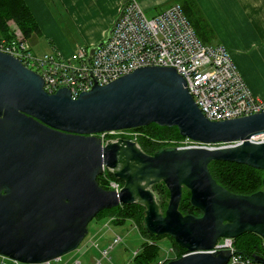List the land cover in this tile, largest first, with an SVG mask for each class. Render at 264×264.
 <instances>
[{
  "label": "water",
  "instance_id": "1",
  "mask_svg": "<svg viewBox=\"0 0 264 264\" xmlns=\"http://www.w3.org/2000/svg\"><path fill=\"white\" fill-rule=\"evenodd\" d=\"M95 52L106 43L119 18ZM39 74L0 52V256L45 264L75 251L89 224L104 210L145 208L150 236L171 237L187 253L167 264H227L229 250L213 251L220 238L252 233L264 241V192L236 195L213 179L212 162L245 165L264 173V112L214 122L207 119L174 68L143 67L77 99L66 89L44 90ZM176 127L205 146L163 150L153 156L130 140L101 134ZM104 168L124 182L120 192L98 183ZM165 183V215L150 188ZM182 184L203 217L182 216ZM264 187V177H263ZM264 264L260 255L252 256Z\"/></svg>",
  "mask_w": 264,
  "mask_h": 264
},
{
  "label": "built area",
  "instance_id": "2",
  "mask_svg": "<svg viewBox=\"0 0 264 264\" xmlns=\"http://www.w3.org/2000/svg\"><path fill=\"white\" fill-rule=\"evenodd\" d=\"M0 52L17 58L39 74L48 94L66 89L74 100L89 92L94 84L105 86L139 68L157 66L174 68L184 78L194 102L210 121L264 112V98L251 92L227 49L203 44L179 4L148 17L137 0H130L121 10L109 40L95 52L91 68L86 64L88 49L84 47L78 48L70 57L59 52L38 56L30 51L26 42L1 38ZM255 140L263 142L264 136ZM121 189L118 183L111 182L110 190L120 192ZM121 242L117 236L109 249H101L90 239L84 247L96 249L102 260L108 261L110 252ZM79 247L66 264H82L76 258L81 251ZM221 250L231 252L227 264H262L252 256L238 252L234 239L224 238L223 242H217L213 251ZM62 259L45 264L62 262ZM6 261L22 264L0 256V264H6ZM95 264H102V261Z\"/></svg>",
  "mask_w": 264,
  "mask_h": 264
},
{
  "label": "crops",
  "instance_id": "3",
  "mask_svg": "<svg viewBox=\"0 0 264 264\" xmlns=\"http://www.w3.org/2000/svg\"><path fill=\"white\" fill-rule=\"evenodd\" d=\"M129 1L24 0L40 30L35 37L41 43L39 49L44 50L42 55L59 52L64 57H70L78 47L89 49L103 42ZM137 1L151 17L176 2ZM196 2L214 31L211 45L225 47L251 92L264 98V0Z\"/></svg>",
  "mask_w": 264,
  "mask_h": 264
},
{
  "label": "trees",
  "instance_id": "4",
  "mask_svg": "<svg viewBox=\"0 0 264 264\" xmlns=\"http://www.w3.org/2000/svg\"><path fill=\"white\" fill-rule=\"evenodd\" d=\"M175 4L181 6L184 15L203 44L211 45L215 34L196 0H176ZM39 33V27L24 0H0V39H16L27 43L33 37L38 36ZM139 130L144 134L140 139L141 150L150 155L162 151V148L165 147L164 141L185 140V138L180 136L176 127L166 128L151 124L145 128H139ZM209 171L218 185L233 194L248 196L264 191V173L261 170L230 162L215 161L210 163ZM97 180L103 189L108 190L102 182V177H98ZM186 208L189 212L193 210L188 203ZM141 210L142 206L137 204L119 206L111 210H104L98 216L105 212L110 213L111 216L108 218L111 219V223L115 226L124 225L129 220L137 224L142 217ZM263 245L264 241L254 234H244L235 240V247L238 252L249 257L253 255L262 256L264 254ZM180 249L182 253L175 259H179L187 253L184 248ZM159 252L160 248L158 245H151L145 242L142 245L141 252L138 251L135 254L133 262L134 264H153L158 258Z\"/></svg>",
  "mask_w": 264,
  "mask_h": 264
},
{
  "label": "rangeland",
  "instance_id": "5",
  "mask_svg": "<svg viewBox=\"0 0 264 264\" xmlns=\"http://www.w3.org/2000/svg\"><path fill=\"white\" fill-rule=\"evenodd\" d=\"M40 44H41L40 41L36 37L27 41L28 48L31 49L33 54L39 56L42 55L44 51L43 49H39ZM142 136H144V134L139 129L111 132V133L99 135L104 145L109 141L112 142L122 139V140H130L135 142L140 149H141L140 139ZM164 144L165 147L162 148L163 150H173L176 148H184V147L220 148L221 146L222 147L224 146V145L205 146L202 144L193 143L192 141L186 139L168 140V141H164ZM162 151L156 152L155 154L160 153ZM110 175L113 177H111ZM100 177H102V182L105 184V187H107L108 190H110L111 188V182H117L119 188H122L124 186V182L118 178H115L112 171L107 168L104 169V172ZM150 190L154 195L155 201L158 204L161 213L165 215L166 210L168 208V202L170 199V194L165 183L161 182L156 185H153L150 188ZM187 203L193 209L190 212L186 208ZM141 211H142V217L140 218V222L137 223L138 225L134 223L132 220H129L124 225L115 226L113 223H111V219L108 218L111 216L110 213L105 212L100 216H98V218L94 219L89 224L88 226L89 234L84 239L81 246L79 247L81 251L76 258L79 259L82 262V264H95L97 261H102V264H134L133 261L135 254L138 251L141 252L142 245L145 242H147L151 245H158L160 248L158 258H156L153 264H166L168 261H172L171 259H175L179 254L182 253L180 249L182 247L174 243L175 241L169 236H163L160 238L155 236H150L146 230L145 208L142 207ZM179 211L182 214V216H192L196 219L203 217V211L199 210L198 208L192 205L191 193L188 189L182 191V200L180 203ZM248 234H252V233H248ZM117 236L121 238L122 242L117 246H115L113 250L110 252L108 261L107 260L103 261L100 253L96 249L90 248L89 246L84 247V245H86V243L90 239H93L100 246L101 249H109L112 246V240ZM223 240L224 238H220L217 242H221V241L223 242ZM74 254L75 251L63 256L62 262H51L50 264H66ZM6 264H13V263H11L10 261H6Z\"/></svg>",
  "mask_w": 264,
  "mask_h": 264
},
{
  "label": "bare ground",
  "instance_id": "6",
  "mask_svg": "<svg viewBox=\"0 0 264 264\" xmlns=\"http://www.w3.org/2000/svg\"><path fill=\"white\" fill-rule=\"evenodd\" d=\"M253 141L259 143V142H261L262 140H258V141H256V140L254 139ZM116 183H117V182H116ZM182 188H183V190H184V188L187 189L185 184H182Z\"/></svg>",
  "mask_w": 264,
  "mask_h": 264
}]
</instances>
